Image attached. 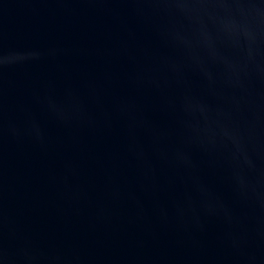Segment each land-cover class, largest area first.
Wrapping results in <instances>:
<instances>
[{
	"label": "water",
	"instance_id": "95a60500",
	"mask_svg": "<svg viewBox=\"0 0 264 264\" xmlns=\"http://www.w3.org/2000/svg\"><path fill=\"white\" fill-rule=\"evenodd\" d=\"M0 264H264V0H0Z\"/></svg>",
	"mask_w": 264,
	"mask_h": 264
}]
</instances>
